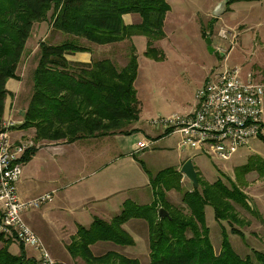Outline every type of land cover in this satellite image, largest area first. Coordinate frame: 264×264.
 Returning <instances> with one entry per match:
<instances>
[{
    "label": "trees",
    "instance_id": "1",
    "mask_svg": "<svg viewBox=\"0 0 264 264\" xmlns=\"http://www.w3.org/2000/svg\"><path fill=\"white\" fill-rule=\"evenodd\" d=\"M170 10L166 0H0V130L6 101L11 96L7 83L19 79V67L35 25L50 19L52 30L70 39L57 45H39L32 94L21 129H35V143H74L137 132L129 130L140 120L142 112L135 88L139 57L133 38L145 37V55L164 60L165 54L155 44L166 37L165 20ZM127 14L139 15L142 22L125 25L123 17ZM203 34L206 37L205 31ZM82 41L99 46L129 42L125 67H118L111 59L93 60L90 64L69 62L67 55L89 51ZM171 133L166 131L165 135ZM36 151L35 147L29 149L23 162H29ZM236 171L237 181L227 178V183L218 180L212 184L197 172L199 188L184 191V175L177 168L156 175L146 170L152 203L141 206L127 200L121 213L110 222L95 218L90 227L78 226L67 250L73 259H81L85 264H141L114 251L95 256L90 248L100 242L134 246V239L123 226L138 219L149 225V264H264V253L259 251L253 252L254 259H243L232 247L225 227L219 253L211 242L206 207L213 208L216 221L227 222L231 232L242 238L244 233L235 226L249 223L240 218L235 204L260 215L249 204V197L241 188L244 182L241 180L240 184L239 180L253 172L264 176L263 160L252 157ZM171 191L182 194L183 207L169 201ZM160 209L166 210L169 218H160ZM0 240L5 244L0 249V264H37L23 251L13 255L9 251L11 242L2 236Z\"/></svg>",
    "mask_w": 264,
    "mask_h": 264
},
{
    "label": "rangeland",
    "instance_id": "2",
    "mask_svg": "<svg viewBox=\"0 0 264 264\" xmlns=\"http://www.w3.org/2000/svg\"><path fill=\"white\" fill-rule=\"evenodd\" d=\"M166 1L171 7L165 21L167 38L165 37L163 43L156 42L155 44L156 48L164 50L165 59L155 60L147 57L145 55L147 39L143 36H137L135 39L140 57L136 90L138 99L142 103V124L149 128L146 131L147 135H152L154 131L151 132V130H155L161 132L160 137H167L168 135H165L166 131L163 126L155 127L154 121L166 119L174 114L189 113L191 108L195 106L198 90L214 73L239 68L242 70L244 80L250 73L254 81L264 84V0ZM222 7L223 13L217 15V12H222ZM204 31L206 37L203 34ZM67 39L70 38L52 30L50 19L35 25L26 46L24 61L19 67V74L22 76L25 86L28 87V91H32V78L38 63L39 45L42 42L57 45ZM209 39L211 46L208 45ZM82 45L99 55L98 51L101 47L86 41H82ZM129 47L130 43L127 41L111 46L112 61L118 67L127 63ZM210 47L213 48L214 52L210 50ZM98 59L101 58L98 57ZM25 96L26 94L23 97L20 96L19 103L22 104ZM142 124L137 125L142 127ZM140 133L132 134L138 141L137 143L152 142ZM138 134L140 137L137 136ZM126 138V146L129 147L133 139ZM141 138L142 140H140ZM180 142L181 137L179 135L170 136L163 141L160 139L155 146L148 147L150 150L144 154L140 153V155H137L139 149L136 145L132 152L125 148L128 151L126 153L136 154L137 158L135 159L133 156L121 158L119 161H115L106 172L119 174L123 187L127 186L128 179L131 177L145 179L146 185H148L149 175L146 170L156 175L169 168H178L185 160L193 159L195 167L206 176L204 177L197 170L201 177L212 184L218 180L227 183V178L237 181L238 172L236 169L248 164L252 157L260 158L264 162V131L262 137L251 140L248 145L240 148L230 161L226 162L218 160L213 162L200 149L191 150L188 147L181 149L179 147ZM242 177L240 180L238 178L239 183L241 180L244 182L241 188L248 195L249 204L260 214L259 216L251 214L241 205L235 204L240 218L249 223L245 226H235L244 233V238L233 234L227 222L216 221L211 206L206 207V219L210 228L211 242L216 253L220 252L223 239L222 231L225 227L234 250L243 259L248 256L254 259V251L264 253V176L261 177L258 173L253 172ZM89 182L85 181L82 185L77 184L71 191L81 190ZM183 187L184 191H191L194 186L186 179L183 182ZM138 188L139 186H136V189ZM108 189H117V187L111 186ZM125 189L117 192L109 201L107 205L109 215L114 214L115 217L121 202L128 193L133 192L130 191L131 189L129 191ZM182 197L181 193L175 192L170 202L175 206L183 207ZM80 213L81 211H77V216ZM58 216H53L55 224L60 221ZM145 224L149 229L148 223ZM147 232L148 230L138 233L136 230L135 235L131 234L136 244V248L134 247L131 253H136L142 263L145 260L150 261V241ZM111 245V243H107L106 249H109ZM26 249H30L27 252L34 253L31 258L36 261L40 259L41 256L37 250L31 247H26ZM52 257L54 258L53 255ZM54 260L57 261L55 258Z\"/></svg>",
    "mask_w": 264,
    "mask_h": 264
},
{
    "label": "crops",
    "instance_id": "3",
    "mask_svg": "<svg viewBox=\"0 0 264 264\" xmlns=\"http://www.w3.org/2000/svg\"><path fill=\"white\" fill-rule=\"evenodd\" d=\"M123 20L125 25H137L142 22V18L137 14H127L123 17ZM136 38L137 36L133 38L134 44ZM165 39L159 41V43H163ZM111 46L112 45L99 46L101 47L98 51L99 55L89 50L84 53L79 52L67 55L66 59L71 63L80 64H90L93 60H96V58L98 60V57L101 58L99 60H112ZM162 51L164 52L163 49ZM137 53H139L138 48ZM138 61L140 67V57ZM125 65L126 64H124L123 67H125ZM18 76L19 79H11L7 83V89L11 93V96H9L6 101L4 120L13 119L18 122V127L13 133V138L16 141L21 139L32 141L37 150L32 159L24 163L22 178L18 184V193L23 201L33 200L43 194L53 192L55 197L53 202L44 205L40 209L27 213L25 219L43 240L45 246H47L58 264H85L81 259H73L67 251V246L71 243L73 236L77 234L78 226L90 227L95 218L110 222L114 218V214L109 215L107 205L115 194L123 190V188H126L125 190L127 191L131 189L130 191L133 192L128 193L127 197L121 202L117 210V215L121 213L122 205L127 200H131L141 206L151 204L153 201L149 179L148 185H146L147 181L145 179L142 180L131 177L128 179L127 186L123 187L119 174L115 172H106L115 161H119L121 158L133 156L136 159V154L126 153L128 151L125 148H128L131 152L134 151L138 141L135 140L131 134L82 139L74 143H67L65 140L56 142L40 141L35 143L36 130L21 129L23 115L28 108L32 93L28 91V87L25 86V82L22 80L19 71ZM24 94H26V96L23 98L21 104L19 103V98L20 96L23 97ZM13 104L14 106H12ZM193 110L194 107L191 108L190 112ZM139 123L142 124V116H140V120L136 124H133L129 130L136 129L137 133L141 132L140 134L148 137L152 140L153 143H151L154 144L152 147L155 146L160 139L163 141L170 136L177 135L169 134L167 137H160V135H162L161 132L159 133L151 129V132L154 131L153 134L147 135L146 131L149 128H146L143 124L141 125L142 127H138L137 124ZM140 134L137 136L140 137ZM126 137L130 140L133 139L129 147L126 146ZM140 140H142V138ZM148 150H150V148L137 150V155H140V153L144 154V152ZM188 160H185L177 169L181 171L182 166ZM191 160L193 161V159ZM197 170L203 174L198 168L196 171ZM203 176L206 177L205 174H203ZM186 179V177H183L182 183L185 182ZM85 181L90 182L84 185L81 190L71 191L77 184L82 185ZM111 186H115L117 189H108V187ZM136 186H139V188L136 189ZM175 192L176 191H171L168 193L169 201H171ZM77 211H81L79 216L76 214ZM55 215H59L58 219L60 220L56 224L53 221V216ZM145 223L144 220L133 219L128 221L123 228L130 235H135L136 230L138 233L148 230L147 234L149 236V229H147ZM106 244L105 242H100L91 246L92 253L95 256H102L110 251H114L128 258L140 261L136 253H131V250L134 247L136 248V244L126 248L111 243L112 245L109 249H106ZM4 245V242L0 240V249H2ZM27 250L30 249H26L17 243H10L9 251L13 255H20L23 251L28 259H33L31 257H33L34 253H29ZM149 262V260L148 262L145 260L144 263L140 261L141 264H149Z\"/></svg>",
    "mask_w": 264,
    "mask_h": 264
},
{
    "label": "built area",
    "instance_id": "4",
    "mask_svg": "<svg viewBox=\"0 0 264 264\" xmlns=\"http://www.w3.org/2000/svg\"><path fill=\"white\" fill-rule=\"evenodd\" d=\"M264 84L256 82L252 74L242 77L239 68L214 73L196 94L194 110L188 114H174L154 121L181 137L179 147L200 149L213 162L230 161L237 151L262 136ZM18 122L4 120L0 130V236L40 253L37 264H58L42 239L27 223L28 211L42 208L53 202L54 192L33 200L23 201L18 184L23 174V157L35 147L29 140H15L13 133ZM152 146L140 142L139 150Z\"/></svg>",
    "mask_w": 264,
    "mask_h": 264
},
{
    "label": "water",
    "instance_id": "5",
    "mask_svg": "<svg viewBox=\"0 0 264 264\" xmlns=\"http://www.w3.org/2000/svg\"><path fill=\"white\" fill-rule=\"evenodd\" d=\"M223 13V7H222V12H217V15H221ZM208 45L211 46V40H208ZM210 50L214 52L213 48L210 47ZM194 186V188L198 189L200 184H199V177L198 173L196 171V168L193 164V161L190 159L185 162V164L182 166L181 171H180ZM159 217L160 218H169V213L164 210L160 209L159 210Z\"/></svg>",
    "mask_w": 264,
    "mask_h": 264
}]
</instances>
